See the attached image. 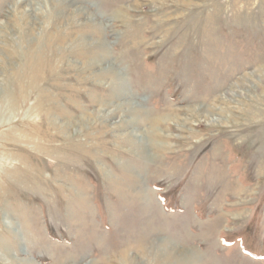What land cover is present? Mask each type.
Segmentation results:
<instances>
[{
  "label": "rangeland",
  "instance_id": "obj_1",
  "mask_svg": "<svg viewBox=\"0 0 264 264\" xmlns=\"http://www.w3.org/2000/svg\"><path fill=\"white\" fill-rule=\"evenodd\" d=\"M0 264H264V0H0Z\"/></svg>",
  "mask_w": 264,
  "mask_h": 264
},
{
  "label": "bare ground",
  "instance_id": "obj_2",
  "mask_svg": "<svg viewBox=\"0 0 264 264\" xmlns=\"http://www.w3.org/2000/svg\"><path fill=\"white\" fill-rule=\"evenodd\" d=\"M100 46V45H99ZM102 46V45H101ZM116 81V80H115ZM121 90V89H120ZM141 135V134H140ZM145 147V146H144ZM145 150V149H144ZM159 249V248H158ZM166 253V252H165ZM184 255V254H183ZM194 259V258H193ZM182 260V259H181ZM189 261V260H188ZM193 261V260H192Z\"/></svg>",
  "mask_w": 264,
  "mask_h": 264
}]
</instances>
